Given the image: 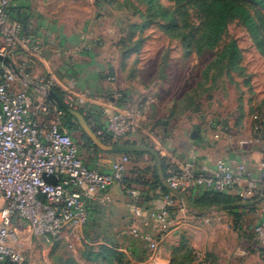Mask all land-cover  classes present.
<instances>
[{"label":"crops","instance_id":"obj_1","mask_svg":"<svg viewBox=\"0 0 264 264\" xmlns=\"http://www.w3.org/2000/svg\"><path fill=\"white\" fill-rule=\"evenodd\" d=\"M59 0H13L11 5L14 8L13 14L20 12L24 15L29 26L28 43L20 47L22 51L13 53L12 59L16 66L26 69L27 73L39 75L44 71L51 74L58 81L56 87L72 86L74 92L87 102L91 109L90 126L95 130L96 135L106 131V119L109 114L118 108H129V103L135 102L134 91L129 90V79L115 82L110 80L113 76V65L106 58L104 46H100L94 35H85L70 22L71 14L49 10L43 5L57 4ZM34 44L40 45L39 53L32 59L29 54L30 47ZM108 48V47H107ZM117 67V66H116ZM28 74H23L27 77ZM20 85L16 86L19 87ZM122 92L117 98L118 92ZM147 89L140 91L139 97L144 95ZM29 96L33 101H43L44 97L36 89L28 88ZM136 92V91H135ZM175 91L173 90L172 94ZM143 97V96H142ZM153 97V96H152ZM144 98V97H143ZM150 108L157 106L158 99L151 98ZM166 98V97H165ZM180 98V97H179ZM174 96V100H178ZM146 110L141 118L142 131L133 134L123 141H134L137 144L155 143L156 149L161 157L167 162L170 159L183 162L193 160L195 166L205 167L208 170L215 168L217 161L225 160L237 165L243 163L254 174H258V166L263 158L259 145L239 149L234 142L226 139L224 129L231 133L247 136L251 132V125L246 121L240 123H227L223 119L221 123L211 125L210 121L204 119L192 120L196 112L186 111L190 114L191 121L187 124L172 127V120L175 115L180 114L179 110H168L165 113L154 112L148 115ZM149 108V109H150ZM133 109V108H131ZM198 116V115H197ZM200 116V115H199ZM28 118H33L45 127L47 120L41 115L30 112ZM152 123L155 127H148ZM231 126V127H230ZM77 144L78 154L84 163L101 173H110L113 164L125 153H112L105 150L98 151L93 148L85 139V134L80 130L70 131L63 127ZM154 131L152 138L147 133ZM108 133V132H107ZM144 145V144H143ZM150 145V144H149ZM153 147V146H152ZM127 155V154H125ZM122 173V178L111 185L106 191L100 193L96 198L87 201V220L81 228L69 227L62 232L59 242L66 240L81 246L87 240L93 245H100L116 241L120 244V250L128 253L129 240L137 239L133 230L139 232H151L161 234V240L157 250L139 264H171L173 251L180 242V228H187L190 232V245L196 249L200 245L198 237L203 228H219L222 232L219 238L215 232L211 233L210 243L218 246L226 252L232 251L222 257L217 254L216 258L208 260L209 264H263L264 255L253 243L254 225L257 219L264 214V205H256V210L235 208L243 213V219L239 228L234 230L233 219L226 212L213 208L206 211V214L197 215L195 210L182 209L177 200L170 195V201L165 196H159L153 200L145 201L143 187L135 182L138 170H145L146 178L151 177L152 167L155 165L154 158L149 153H133ZM156 167V165H155ZM137 169V170H136ZM235 169V167H233ZM136 170V171H135ZM244 184H237L229 192L237 196L238 191ZM204 187L194 185L187 192L194 189L195 194H200ZM176 206L177 209L168 211L167 207ZM166 208L168 219L165 225L157 223L152 213ZM15 228L24 241L27 243L31 237L25 223H14ZM69 242V243H70ZM143 248L146 249L145 242ZM207 249L206 247H204ZM209 251V250H208ZM76 261L81 264L87 263L79 254H73ZM5 264H13L7 261Z\"/></svg>","mask_w":264,"mask_h":264},{"label":"built area","instance_id":"obj_2","mask_svg":"<svg viewBox=\"0 0 264 264\" xmlns=\"http://www.w3.org/2000/svg\"><path fill=\"white\" fill-rule=\"evenodd\" d=\"M12 1L0 0V53L10 58L16 48L24 47L29 41L20 33L17 21L9 17ZM39 50V44L30 47L31 53ZM50 79L42 86L56 87L58 81ZM114 79V76L110 77V80ZM14 80L15 75L6 69L0 82V264L7 261L26 264L23 241L14 223H25L31 237L41 238L52 245L59 242L65 229L81 228L86 223L87 201L120 180L128 161L127 155L123 154L113 164L110 173L88 167L78 154L77 144L62 127L63 111L45 99L31 100L26 82L16 87ZM60 90L69 106L77 110L88 108L87 102L77 96L72 86H62ZM145 110L144 103L134 109H116L107 116L106 131L116 140L130 139L131 135L142 131L141 118ZM30 112L34 116H43L47 125L42 127L37 120L28 118ZM224 134L239 149L254 145L261 147L263 158L257 175L243 163L233 166L219 160L214 169L208 170L195 166L193 160L179 163L172 158L165 171L169 185L180 192L202 185L205 189L229 193L242 183L244 186L237 196L243 200L260 193L264 182V113L257 117L249 135L236 138L227 128ZM147 135L152 138V131ZM43 174L54 176L56 183L45 181ZM165 198L170 201V196ZM180 207H185L183 201ZM152 217L165 225L168 211L162 208L152 213ZM253 234L255 240L264 243V214L257 219ZM133 235L145 242L150 256L161 240L159 233L135 229ZM202 258L203 254L197 253V262Z\"/></svg>","mask_w":264,"mask_h":264},{"label":"rangeland","instance_id":"obj_3","mask_svg":"<svg viewBox=\"0 0 264 264\" xmlns=\"http://www.w3.org/2000/svg\"><path fill=\"white\" fill-rule=\"evenodd\" d=\"M158 1L174 13L182 31L196 32L200 16L188 0L177 4L173 0ZM235 1L247 7L259 25L260 36L264 37V10L249 1ZM43 7L48 10L51 8L55 13L60 10L71 14L70 22L74 27L85 35L92 34L97 37L94 40L104 46L106 58L113 65L114 81L129 79V90L136 93L133 95L135 102L129 103V109L144 103L148 106V115L151 116L154 112L179 110L180 114L175 115L172 120V127L191 121L190 114L186 111L196 112L198 116H194L193 121L195 117L201 118L210 121L211 125L221 123L222 119L229 125L234 121L242 124L245 120L248 126L251 125V132L257 117L264 113V55L258 51L250 33L238 18L228 22L216 48L196 56L187 52L179 39L165 32L164 26L168 22L156 18L151 12L147 13L141 0H59L57 4H46ZM145 23L148 26L140 29ZM138 40L141 43L135 51ZM229 42H234L239 51V58L235 62L229 61L228 53L220 57ZM39 51L29 55L33 59ZM3 69L6 70L5 67ZM25 72L26 69L20 71L21 74H28L25 79L40 86L48 83L50 78L56 79L46 71L42 75ZM20 83L22 85L25 82L15 76L13 84L18 86ZM145 89L147 91L142 94L144 98L139 97L140 91ZM173 90L175 94H172ZM121 93L118 92L117 98H120ZM149 96L158 99L154 109L150 108L152 101ZM174 96L180 98L173 101ZM148 127L155 126L150 123ZM152 134H155L154 131ZM232 135L241 137L234 133ZM149 144L156 149L154 143ZM198 227L203 231L200 233L202 236L198 237L200 245L196 249L188 242L191 235L189 230L180 228V242L173 251L174 257L187 254L190 248L194 250L196 260L197 253L215 251L222 257L232 252L219 249L207 238L213 232L220 238L222 232L219 228L209 229L201 225ZM69 242L63 240L53 246L54 244L46 243L41 238L30 237L27 243L22 242L25 262L66 264L67 256L79 254L82 247H76L74 242Z\"/></svg>","mask_w":264,"mask_h":264},{"label":"trees","instance_id":"obj_4","mask_svg":"<svg viewBox=\"0 0 264 264\" xmlns=\"http://www.w3.org/2000/svg\"><path fill=\"white\" fill-rule=\"evenodd\" d=\"M141 1L146 6L147 13L151 12V14L156 18H161L168 22L164 26L165 32L179 39L182 47L185 48V50H187V52H189L190 54L199 56L206 51H211L216 48L220 43L228 22L234 18H238L250 33L258 51L262 55H264V37H261L259 34V25L257 21L250 15L247 7L241 2L235 0H188L195 11L199 14L200 24L198 25L195 33H187L181 30V26L178 25L174 13L169 9L164 8L158 0ZM173 1L177 4L182 0ZM245 1H249L264 10V0ZM15 10L17 15L13 14L14 8L12 7V5H10L9 17L12 20L17 21V23L20 25V33L28 37L29 26L26 22V19L24 18V15L22 13L17 12V9ZM147 26L148 23H145L140 26V29H144ZM140 43L141 40H138L137 44H135V51L138 50V46L140 45ZM16 51L22 50L20 47H18L13 51V53ZM226 53L230 54V62H235L239 58V51L234 42H229L226 45V47L222 50L220 57H224ZM16 68L22 71L20 65L16 66ZM4 73L5 70L0 63V82L3 79ZM52 89L63 99V93L60 89H58L57 87H53ZM78 111L84 116L85 120L90 126L91 109L88 107L86 110L78 109ZM62 113V127H65L70 131L80 130L81 132H83L80 129L77 121L71 115L65 112ZM91 129L94 133H96L92 127ZM97 136L104 144H137L136 142L131 140H116L112 137L111 134L105 131L101 135ZM85 139L93 148L97 149L98 151L102 150L94 145L87 136H85ZM141 144L149 146V144L144 143V141H142ZM133 153L135 154L141 152H125V154L129 155V157ZM167 164V160L164 157H161V167L165 176ZM145 172V170H138L137 176H135V182L143 187L142 192L144 193L145 201L153 200L155 198H158L159 196L170 195L174 200H177L179 203H181L183 201V196H185L188 199V204L195 209V214L197 215L206 214V211H209L213 208L221 210L222 206L230 204L243 203L245 205L244 208L248 209L249 211L256 210V205L258 204L264 205V200L257 204H253L264 194V182L261 184V192L246 200H243L235 195H230L226 192L214 191L205 188H203L201 193L198 195L195 194L194 189L189 191L190 194L188 192H180L181 194L175 195L163 186L157 175L155 165L152 167L150 178H146ZM175 209H177L176 206L167 207V210L170 212ZM223 211L232 217V227L234 230H237L242 222L243 213L238 212L237 209H227ZM253 242V244L257 246V249L264 255V243H260L255 239L253 240ZM58 243L59 242L54 243L53 246L58 245ZM81 246L82 247L79 249V255L87 263L93 264H139L141 261L145 260L148 255H150L147 245L145 244L146 249L143 248V241L139 238L129 240V248L127 254L120 250V244L116 241L100 245H93L92 241L87 240V242H83ZM189 251L190 252H188L187 254L179 256V258H176L173 255L171 264H208L209 259H211L212 257H217V253L215 251H209L203 254V258L200 262H197L194 256V250L190 248ZM67 260L68 261L66 262V264H81L76 261L73 255H68ZM180 260H185V262L181 263Z\"/></svg>","mask_w":264,"mask_h":264},{"label":"water","instance_id":"obj_5","mask_svg":"<svg viewBox=\"0 0 264 264\" xmlns=\"http://www.w3.org/2000/svg\"><path fill=\"white\" fill-rule=\"evenodd\" d=\"M0 63L10 73H12L17 78L26 82L29 88L36 89L39 93H41L45 100L51 102L55 107L62 110L63 112L71 115L77 121L83 133L90 139V141L94 145H96L100 149L108 151V152H112V153H125V152L149 153L155 160L157 175L161 183L163 184V186L166 187L169 191H171L175 195L181 194L180 191L173 189L169 185V183L166 181L165 175L161 167V157L155 148L148 146V145H143V144H114V145L111 144L110 145V144L102 143L99 137L92 131L91 127L85 120L84 116L77 109L66 104L64 100L53 89L46 88L36 83L29 82L27 79H25L23 74H21L20 71L16 68V65L13 62V60L7 55L0 53ZM42 177L45 181L51 184L56 183V179L54 176L43 174ZM263 200H264V195H262L260 199H257L253 204H257ZM183 202L187 208L195 210L193 207H191L188 204L187 197L183 196ZM244 206L245 205L243 203H237V204L224 205L221 207V209L222 210L235 209V208H242Z\"/></svg>","mask_w":264,"mask_h":264}]
</instances>
